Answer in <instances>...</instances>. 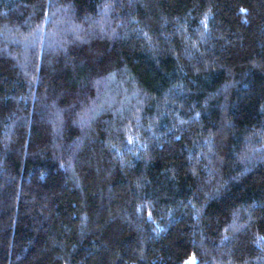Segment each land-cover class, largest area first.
<instances>
[{
    "label": "trees",
    "instance_id": "16d2710c",
    "mask_svg": "<svg viewBox=\"0 0 264 264\" xmlns=\"http://www.w3.org/2000/svg\"><path fill=\"white\" fill-rule=\"evenodd\" d=\"M0 264H264V0H0Z\"/></svg>",
    "mask_w": 264,
    "mask_h": 264
}]
</instances>
